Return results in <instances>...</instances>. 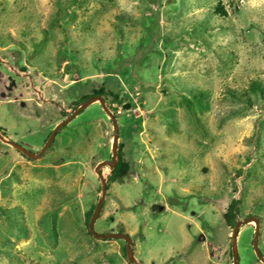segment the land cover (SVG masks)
I'll use <instances>...</instances> for the list:
<instances>
[{"label":"rangeland","instance_id":"1","mask_svg":"<svg viewBox=\"0 0 264 264\" xmlns=\"http://www.w3.org/2000/svg\"><path fill=\"white\" fill-rule=\"evenodd\" d=\"M252 82L264 97V0H0L5 140L39 152L95 90L132 102L117 126L133 167L93 227L124 229L134 260L126 240L84 223L112 150L97 102L34 162L0 140V264H233L228 243L237 264H262L264 101ZM232 198L237 229L224 216Z\"/></svg>","mask_w":264,"mask_h":264},{"label":"trees","instance_id":"2","mask_svg":"<svg viewBox=\"0 0 264 264\" xmlns=\"http://www.w3.org/2000/svg\"><path fill=\"white\" fill-rule=\"evenodd\" d=\"M215 11H216V14H219L220 16H225L226 12L223 10V7L221 5V1H219V6L216 7ZM249 92L252 95L257 96L258 98H260L261 101H264V97L262 95V90H261V87H260V85L258 83L252 82L250 84V86H249ZM164 93H168V92L164 91ZM91 96H100L101 98H103V100L106 103L108 109L113 113V115L115 116L116 120H117V116L118 115L116 114L115 109L111 107V105L116 104V105L120 106L122 103L127 101V102L130 103V106H132V102L130 101L129 98L126 99L125 97L118 96V95L114 94L112 91H108V90H105V89L93 91L90 95L86 96L85 99L82 102H84L85 100H87ZM203 97H204V94L201 93V92L196 93L194 91L191 94V99L194 100V101H197L198 104L201 103V99ZM125 99H126V101H125ZM82 102H79L78 104H76V106L74 107V109L72 111L63 113L64 115H62L63 116L62 120L65 119L66 117H68ZM140 103H141V101H140ZM254 103H255V101H253V103H250V105H254ZM0 134L3 137H5V134H3L1 131H0ZM17 153H19L18 156H20V157L22 156V158L24 160L34 162V160H30V158L25 156L23 153H21L19 151H17ZM36 153H33V154H36ZM126 153H127V151H125V149H124V144L120 143L118 141L117 153H116L117 154V156H116L117 160H116L115 165L112 168H109L107 173H104V169H105L104 167L99 169V172L104 174L103 178H104L105 183H106V190L109 188L110 184H112L114 182H121V180L127 174H129V171H131V168L133 166L129 164V161L126 158V156H127ZM108 160L111 162V160H112V155L111 154L109 155ZM15 165H17V164H15ZM235 178H236V175L231 177V180H234ZM233 192L234 193L236 192V188L235 187L233 188ZM226 203H227V205H226V211L224 213V216L226 217V220L228 221L229 225L233 228L235 226V224L240 220L239 219V213H238V210H237V207H236V205L238 204V201L236 199L232 198L230 201H227ZM103 204H104V201L102 202V204L100 206L101 209L103 207L102 206ZM95 206H96V201L90 206L89 210H87L84 213V217L83 218H84L85 226H87V228H88V223H89V221L91 219V216L93 214ZM116 233H125V234H127L126 231L124 229H122V228H118ZM99 234H111V233H107L106 232V233H99ZM119 240H121V239H119ZM122 242L124 243V241H122ZM228 248H229V250H228V258H229V260L228 261H230V263H231L232 262V253L230 251L231 250L230 243H228L227 249ZM124 250H125V248H124ZM223 253L219 256L220 259H223V257L226 256V255H223ZM124 255L126 257L125 251H124ZM255 261H257V259Z\"/></svg>","mask_w":264,"mask_h":264},{"label":"water","instance_id":"3","mask_svg":"<svg viewBox=\"0 0 264 264\" xmlns=\"http://www.w3.org/2000/svg\"><path fill=\"white\" fill-rule=\"evenodd\" d=\"M98 102L99 105L101 106V108L103 109V111L105 112V114L108 116V118L110 119L111 123H112V150H111V154H112V160L111 162H101L97 165V167L100 169L102 168L104 165H107L108 168H112L117 160V145H118V126H117V121L114 117V115L109 111V109L107 108L105 102L103 101V99L99 96H92L89 99H87L86 101H84L80 106H78L68 117H66L64 120H62V122H59V124L56 125V127L54 128V130L50 133L49 137L47 138L46 142L44 143L42 149L36 154H31L30 152L26 151V149L20 147L19 145L9 141V140H5L3 136L0 135V140L5 142L6 144H9L10 146L16 148L17 150H19L21 153H23L25 156H27L28 158H30L31 160H34L36 158H39L44 151L47 149V147L49 146V144L51 143V141L53 140L54 135L56 134V132L63 126H65L69 121H71L75 116H77L84 108H86L88 105L94 103V102ZM130 106L129 104H124L123 108L124 109H128ZM97 176L100 180V184H101V196L99 198V200L97 201V204L94 208L93 214L91 216L89 225H88V230L90 232V234L98 239H111V238H122L124 240H126V253H127V257L129 258V260L131 262H134L133 258H132V251H131V239L129 238V236H127L124 233H111V234H99L97 232L94 231V227H93V223L94 220L96 218L98 209L100 208L104 196H105V191H106V183L105 180L103 178V175L99 172V170L97 171ZM234 228H238V223L235 224ZM257 230V227H256ZM235 234H236V230L234 231L233 237H232V241L235 238ZM255 237H257V231L255 232ZM254 247H255V253H256V258L258 259V261L262 264H264V259L263 257L259 254L257 247L255 245V241H254ZM232 263L233 264H237V254L232 253ZM135 264H141L138 262H135Z\"/></svg>","mask_w":264,"mask_h":264},{"label":"clouds","instance_id":"4","mask_svg":"<svg viewBox=\"0 0 264 264\" xmlns=\"http://www.w3.org/2000/svg\"><path fill=\"white\" fill-rule=\"evenodd\" d=\"M91 97H92V96H91ZM89 98H90V97H89ZM89 98H88V99H89ZM102 99H103V98H102ZM85 101H86V100H85ZM103 101H104V100H103ZM126 102H127V101H126ZM82 103H83V102H82ZM82 103H81V104H82ZM94 103H97V101L94 102ZM81 104H80V105H81ZM98 104H99V103H98ZM105 104H106V103H105ZM124 104H125V102L122 103L120 106H118V105H116V104L111 105V107L115 109V112H116V114H117L118 116H119V115H122V114H120V111L122 110ZM80 105H79V106H80ZM106 106H107V105H106ZM130 107H131V106H130ZM130 107H129V108H130ZM107 108H108V107H107ZM129 108H128V109H129ZM123 109H124V108H123ZM109 111H110V110H109ZM110 112H111V111H110ZM111 113H112V112H111ZM112 114H113V113H112ZM105 115H106V114H105ZM106 116H107V115H106ZM107 117H108V116H107ZM114 117H115V116H114ZM115 119H116V118H115ZM63 120H64V119H63ZM116 121H117V120H116ZM57 124H58V123H57ZM57 124H56V125H57ZM0 135H1V134H0ZM1 136H2V135H1ZM54 136H55V135H54ZM4 138H6V137H4ZM11 142H12V141H11ZM13 143H15V142H13ZM15 144H17V143H15ZM7 145H8V147H12V146H10L9 144H7ZM17 145H18V144H17ZM12 148L15 149L16 151H19V150H17V149L14 148V147H12ZM26 151H27V150H26ZM19 152H20V151H19ZM28 152H29V151H28ZM30 153H31V152H30ZM34 155H35V154H34ZM101 174H102V173H101ZM126 235H127V234H126ZM127 236H129V235H127ZM129 238H130V237H129Z\"/></svg>","mask_w":264,"mask_h":264},{"label":"flooded vegetation","instance_id":"5","mask_svg":"<svg viewBox=\"0 0 264 264\" xmlns=\"http://www.w3.org/2000/svg\"><path fill=\"white\" fill-rule=\"evenodd\" d=\"M37 153H38V152H37ZM37 153H36V154H37ZM36 154H35V155H36Z\"/></svg>","mask_w":264,"mask_h":264}]
</instances>
